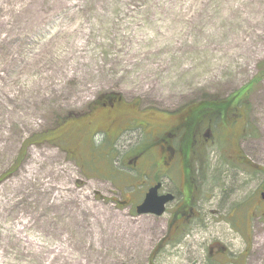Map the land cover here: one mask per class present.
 <instances>
[{
    "label": "rangeland",
    "instance_id": "rangeland-1",
    "mask_svg": "<svg viewBox=\"0 0 264 264\" xmlns=\"http://www.w3.org/2000/svg\"><path fill=\"white\" fill-rule=\"evenodd\" d=\"M116 95L129 116L205 98L242 114L248 184L227 203L251 197L252 260L264 264L255 205L264 185V0H0V259H205L204 247L163 242V217L133 209L124 172L147 136L140 127L115 134L90 109Z\"/></svg>",
    "mask_w": 264,
    "mask_h": 264
},
{
    "label": "flooded vegetation",
    "instance_id": "flooded-vegetation-1",
    "mask_svg": "<svg viewBox=\"0 0 264 264\" xmlns=\"http://www.w3.org/2000/svg\"><path fill=\"white\" fill-rule=\"evenodd\" d=\"M121 102L116 95L98 100L90 109H97L101 120L111 121L108 127H113L115 134L140 127L147 136L144 146L131 152L128 171H123L128 175V186L135 192L131 202L136 213L145 194L155 188L156 196L167 200L162 214L148 215L165 219L166 234L162 240L168 246L204 247L205 259L199 255V260L191 259L193 264L255 263L251 242L252 209L256 206L252 207L251 197L244 193L242 201L227 203L235 191H241L239 186L244 189L247 181L249 162L240 144L242 114L225 109L222 99L205 98L171 111L149 107L137 111L138 116L135 112L129 116L133 110L124 108ZM119 116L125 118L123 124L117 121ZM215 117H220L218 131L213 130L218 127L212 125ZM217 187L219 196L214 190ZM258 192L255 205L258 207L259 203L264 216V185ZM216 197L220 198V205L212 204ZM234 242L237 246L233 247Z\"/></svg>",
    "mask_w": 264,
    "mask_h": 264
},
{
    "label": "water",
    "instance_id": "water-1",
    "mask_svg": "<svg viewBox=\"0 0 264 264\" xmlns=\"http://www.w3.org/2000/svg\"><path fill=\"white\" fill-rule=\"evenodd\" d=\"M144 197L145 198L142 201V203L136 207L137 214H142V213H152V214L155 213L157 215L162 214L164 210L163 205L167 199L162 197H157L155 188L149 190Z\"/></svg>",
    "mask_w": 264,
    "mask_h": 264
},
{
    "label": "bare ground",
    "instance_id": "bare-ground-1",
    "mask_svg": "<svg viewBox=\"0 0 264 264\" xmlns=\"http://www.w3.org/2000/svg\"><path fill=\"white\" fill-rule=\"evenodd\" d=\"M261 149H262V147H264V144H261ZM19 233H20V231H19ZM262 240H264V239H262ZM254 254L256 255V251L254 252ZM10 263V262H9ZM9 263H7L6 262V260H2V259H0V264H9ZM251 264H255L254 262L253 263H251Z\"/></svg>",
    "mask_w": 264,
    "mask_h": 264
},
{
    "label": "trees",
    "instance_id": "trees-1",
    "mask_svg": "<svg viewBox=\"0 0 264 264\" xmlns=\"http://www.w3.org/2000/svg\"><path fill=\"white\" fill-rule=\"evenodd\" d=\"M36 143V142H35Z\"/></svg>",
    "mask_w": 264,
    "mask_h": 264
}]
</instances>
